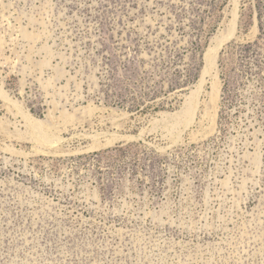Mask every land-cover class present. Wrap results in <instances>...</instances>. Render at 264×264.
<instances>
[{
	"label": "rangeland",
	"instance_id": "374dc122",
	"mask_svg": "<svg viewBox=\"0 0 264 264\" xmlns=\"http://www.w3.org/2000/svg\"><path fill=\"white\" fill-rule=\"evenodd\" d=\"M0 89V264H264V0H0Z\"/></svg>",
	"mask_w": 264,
	"mask_h": 264
},
{
	"label": "bare ground",
	"instance_id": "6f19581e",
	"mask_svg": "<svg viewBox=\"0 0 264 264\" xmlns=\"http://www.w3.org/2000/svg\"><path fill=\"white\" fill-rule=\"evenodd\" d=\"M236 3V2H235ZM238 3V2H237ZM237 5V4H236ZM238 8V7H237ZM240 10V9H239ZM240 15L238 14H235L234 15V18H233V21L231 22V27L226 30V32H222L220 35L216 36L213 41L211 42V45L210 47L208 48L206 54H205V67L203 69V72H202V76H201V79H200V83L198 84L199 86L197 87V89L195 91L192 92V94L190 95L189 97V100H188V104H187V107H186V110L184 112V115H186L189 119L187 121V123H191L192 122V119L194 118V115H195V112H196V108H197V105L199 104L197 102V99H198V96L200 93H202V87L203 85H205V83H207V79L208 77H212L214 78V80H217L218 79V74H217V68H218V61H219V56H220V53L223 49V47L229 43L231 40H233L235 37H236V34H237V30H238V19ZM207 81V82H206ZM199 82V81H198ZM214 85V84H213ZM220 86V84H219ZM215 87V86H214ZM213 89V88H212ZM206 92V91H205ZM0 95L5 97V94L4 92L0 89ZM213 95V94H212ZM203 96V95H201ZM2 97V98H3ZM9 97V96H7ZM6 99V98H5ZM8 99V98H7ZM200 99V98H199ZM10 100V99H9ZM14 103V102H13ZM21 112V111H20ZM22 113V112H21ZM23 114V113H22ZM26 116V115H25ZM173 116V115H172ZM178 116V115H177ZM163 117V116H162ZM173 118V117H172ZM171 118V119H172ZM186 118V117H184ZM26 119L27 120H30V117L29 116H26ZM36 120V119H35ZM39 121V120H38ZM37 121V122H38ZM33 122V120H32ZM35 123V125L37 126L38 128V132H39V138H41L43 141H47L50 140V136L47 135V137L45 136L46 134L44 133V130L43 128L38 124V123ZM180 122V121H179ZM41 123V122H40ZM32 124V123H30ZM42 124V123H41ZM54 124V123H53ZM32 126V125H31ZM46 128V127H45ZM47 129V128H46ZM181 129V128H180ZM35 131V129H33ZM49 130V129H48ZM183 131V130H182ZM36 133V132H35ZM178 134V133H177ZM46 137H44V136ZM182 136V134H181ZM38 138V137H37ZM38 138V139H39ZM179 138V137H178ZM56 139V138H55ZM61 140V139H60ZM59 141V140H58ZM62 141V140H61ZM60 141V142H61ZM111 140H109L110 142ZM56 142V141H55ZM48 143V142H47ZM51 143V142H50ZM38 144V143H37ZM104 146V145H103ZM96 150V149H95ZM88 151V150H87ZM65 154V153H64Z\"/></svg>",
	"mask_w": 264,
	"mask_h": 264
}]
</instances>
